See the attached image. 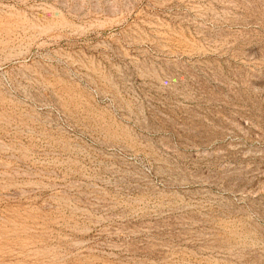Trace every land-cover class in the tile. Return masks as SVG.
Segmentation results:
<instances>
[{"label":"rangeland","instance_id":"374dc122","mask_svg":"<svg viewBox=\"0 0 264 264\" xmlns=\"http://www.w3.org/2000/svg\"><path fill=\"white\" fill-rule=\"evenodd\" d=\"M0 264H264V0H0Z\"/></svg>","mask_w":264,"mask_h":264}]
</instances>
